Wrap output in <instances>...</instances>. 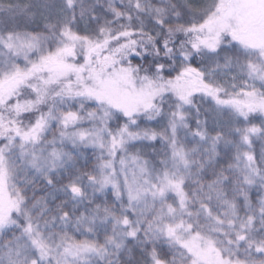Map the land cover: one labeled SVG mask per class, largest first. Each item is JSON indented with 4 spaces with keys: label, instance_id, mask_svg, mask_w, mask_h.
<instances>
[{
    "label": "snow or ice",
    "instance_id": "1",
    "mask_svg": "<svg viewBox=\"0 0 264 264\" xmlns=\"http://www.w3.org/2000/svg\"><path fill=\"white\" fill-rule=\"evenodd\" d=\"M0 264H264V0H0Z\"/></svg>",
    "mask_w": 264,
    "mask_h": 264
},
{
    "label": "trees",
    "instance_id": "2",
    "mask_svg": "<svg viewBox=\"0 0 264 264\" xmlns=\"http://www.w3.org/2000/svg\"><path fill=\"white\" fill-rule=\"evenodd\" d=\"M258 123V122H257Z\"/></svg>",
    "mask_w": 264,
    "mask_h": 264
}]
</instances>
